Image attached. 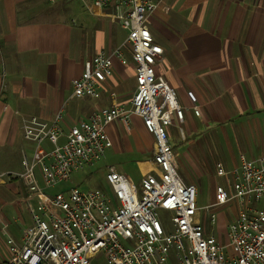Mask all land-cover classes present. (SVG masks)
<instances>
[{
	"label": "crops",
	"instance_id": "crops-1",
	"mask_svg": "<svg viewBox=\"0 0 264 264\" xmlns=\"http://www.w3.org/2000/svg\"><path fill=\"white\" fill-rule=\"evenodd\" d=\"M117 1L94 9L91 0H0V224L5 232L9 225L19 232V237L4 232L7 239L20 242L22 231L31 225L29 207L36 205L13 176L22 170L23 157L32 154L22 135V118L51 121L59 114L66 133L99 108L129 106L134 67L123 45L126 31L111 18ZM153 2L157 7L148 16V28L163 50L155 71L184 108L183 120L174 117L168 127L181 144L183 158L204 175L205 160L216 152L224 162L216 161L215 167L225 169L259 156L264 149V0ZM118 47L128 63L112 59V75L101 79L100 97H71V81L81 75L84 62ZM187 91L195 95L194 104ZM106 134L108 148L116 144L148 155L138 162V180L143 171L155 168L153 137L138 117L111 123ZM204 149L214 151L204 154ZM199 212L197 220L206 234L218 240L223 223L219 221L216 235L207 232ZM5 248L7 252V244Z\"/></svg>",
	"mask_w": 264,
	"mask_h": 264
},
{
	"label": "built area",
	"instance_id": "built-area-1",
	"mask_svg": "<svg viewBox=\"0 0 264 264\" xmlns=\"http://www.w3.org/2000/svg\"><path fill=\"white\" fill-rule=\"evenodd\" d=\"M111 4L91 0L94 9ZM113 6L111 18L126 31L123 45L134 67L135 91L129 106L99 108L66 133L59 114L51 121L22 118V135L32 154L23 157L22 170L13 176L23 182L36 205L29 207L31 225L22 231L20 242L7 239L3 264H264V149L230 169L218 165L216 175L224 185L215 186L211 204L198 207L197 188L177 173L176 154L168 142L166 128L174 117L183 120L184 108L155 71L163 50L149 31L148 16L157 6L153 0H118ZM113 58L128 63L122 47L85 61L81 75L71 81V97L98 99L101 79L112 75ZM186 96L196 102L191 91ZM133 116L153 137L154 169L143 171L134 183L113 166H105L108 192L78 187L45 192L67 181L72 172L100 162L107 126L127 123ZM231 201L237 202V212L222 244L206 234L197 214L205 210L213 225L216 217L210 209Z\"/></svg>",
	"mask_w": 264,
	"mask_h": 264
},
{
	"label": "rangeland",
	"instance_id": "rangeland-1",
	"mask_svg": "<svg viewBox=\"0 0 264 264\" xmlns=\"http://www.w3.org/2000/svg\"><path fill=\"white\" fill-rule=\"evenodd\" d=\"M169 127V126H168ZM166 128V132L168 135V142L172 146L174 153L176 154L175 161L177 164V173L180 175L182 180L192 181L191 184L195 185L197 188L196 195V205L206 206L213 202L214 197V189L217 184L224 185V179L216 175V161L220 160L224 162L222 156L216 152L213 155H208V159L205 160L204 164V175L197 172V169L189 164L184 158L182 153L181 144L175 140V136L168 134L169 128ZM205 137V134H204ZM109 147V143L107 140V148ZM211 149H204V154L208 152H213ZM225 152V151H224ZM231 152L237 154L235 149H232ZM207 155H205L206 157ZM148 155H144V153L135 154L134 151H128L127 149H119V147L115 144V148L106 149L103 159L95 164L84 166L80 170L76 172H72L69 179L67 181L61 182L60 184L54 186L51 189H46L45 192H56L60 190H65L70 187H78L80 190L87 189H99L105 192H108V186L104 181V167L105 166H113L116 171L120 173L126 174L134 183H137L139 180L140 169L138 167V162L144 161ZM232 167V165H227L226 168ZM225 168V167H224ZM230 169V168H229ZM199 175H203L202 179H199ZM194 182V183H193ZM201 208V207H200ZM210 212L215 214L216 223L213 225H208V218L206 216L205 210H200L199 214L203 217L204 215V223L206 226L207 232H213L215 235L216 228L219 221L223 223L222 231L220 236H218V241L222 244L226 243V239L224 236V229L226 230L227 224L233 221L236 212H237V202L231 201L222 206H216L210 209ZM163 213H159V217L161 222L164 223V219H162ZM207 220V221H206ZM10 227L8 234L13 237H19V232L16 225H9ZM166 226V225H165ZM224 227V228H223ZM3 230V225L0 224V264H3L4 260L7 258V252L5 248L6 235ZM227 251V250H226Z\"/></svg>",
	"mask_w": 264,
	"mask_h": 264
}]
</instances>
